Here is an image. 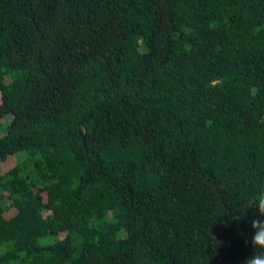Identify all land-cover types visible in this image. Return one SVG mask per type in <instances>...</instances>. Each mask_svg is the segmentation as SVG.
Instances as JSON below:
<instances>
[{
    "label": "trees",
    "instance_id": "1",
    "mask_svg": "<svg viewBox=\"0 0 264 264\" xmlns=\"http://www.w3.org/2000/svg\"><path fill=\"white\" fill-rule=\"evenodd\" d=\"M7 115L0 264L253 254L264 0H0Z\"/></svg>",
    "mask_w": 264,
    "mask_h": 264
},
{
    "label": "clouds",
    "instance_id": "2",
    "mask_svg": "<svg viewBox=\"0 0 264 264\" xmlns=\"http://www.w3.org/2000/svg\"><path fill=\"white\" fill-rule=\"evenodd\" d=\"M215 26V24L212 25V27ZM250 91L254 96L257 89L253 87ZM207 124L210 126L211 121H208ZM248 209L254 210V218L251 221L253 229L251 244L254 251L252 255L246 258L243 264H264V219H260V217H264V189L249 198L246 211ZM232 219L239 222L242 219V214L233 215Z\"/></svg>",
    "mask_w": 264,
    "mask_h": 264
},
{
    "label": "rangeland",
    "instance_id": "3",
    "mask_svg": "<svg viewBox=\"0 0 264 264\" xmlns=\"http://www.w3.org/2000/svg\"><path fill=\"white\" fill-rule=\"evenodd\" d=\"M9 121H10V116H8V115L1 120V122H0V131L1 132L5 131L6 125L8 124ZM51 240H53V239L47 238V239H44L42 242H49Z\"/></svg>",
    "mask_w": 264,
    "mask_h": 264
}]
</instances>
